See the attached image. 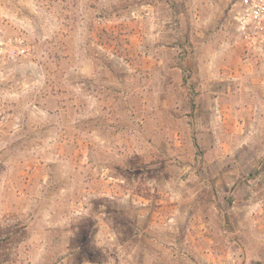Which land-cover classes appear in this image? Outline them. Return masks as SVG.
I'll list each match as a JSON object with an SVG mask.
<instances>
[{"label":"rangeland","instance_id":"374dc122","mask_svg":"<svg viewBox=\"0 0 264 264\" xmlns=\"http://www.w3.org/2000/svg\"><path fill=\"white\" fill-rule=\"evenodd\" d=\"M0 264H264V56L226 0H0Z\"/></svg>","mask_w":264,"mask_h":264},{"label":"built area","instance_id":"2783aa9c","mask_svg":"<svg viewBox=\"0 0 264 264\" xmlns=\"http://www.w3.org/2000/svg\"><path fill=\"white\" fill-rule=\"evenodd\" d=\"M233 11L234 45L241 56H264V0H226ZM26 41L21 33L1 37L0 64L24 53Z\"/></svg>","mask_w":264,"mask_h":264}]
</instances>
